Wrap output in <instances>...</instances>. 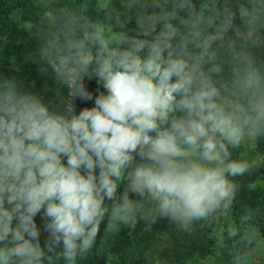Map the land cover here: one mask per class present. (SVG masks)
Returning a JSON list of instances; mask_svg holds the SVG:
<instances>
[{
	"label": "clouds",
	"instance_id": "clouds-1",
	"mask_svg": "<svg viewBox=\"0 0 264 264\" xmlns=\"http://www.w3.org/2000/svg\"><path fill=\"white\" fill-rule=\"evenodd\" d=\"M46 8L28 31L68 92L45 101L0 74V264H78L106 215V232L166 219L191 233L233 213L264 167L234 157L264 139V0ZM262 214L244 206L226 227L229 264H264Z\"/></svg>",
	"mask_w": 264,
	"mask_h": 264
},
{
	"label": "trees",
	"instance_id": "trees-1",
	"mask_svg": "<svg viewBox=\"0 0 264 264\" xmlns=\"http://www.w3.org/2000/svg\"><path fill=\"white\" fill-rule=\"evenodd\" d=\"M44 0H0V74L11 79L15 78L26 90L44 97L45 101L56 99L57 90L60 95L67 94L68 89L56 83L50 70L41 72L44 67L39 61L37 49L39 44L34 36L20 24L17 16L21 14L24 20L33 17V22L41 23L47 8ZM72 4L74 0H63ZM95 0H93V3ZM130 27H135L133 21ZM89 91L96 92L97 83L93 79L85 80ZM103 90V89H101ZM256 151L264 161V139L256 143ZM244 181V188L237 198L233 213V222L238 219L244 206H254L264 209V167ZM126 183V182H124ZM124 183L119 191L122 192ZM251 185V187H249ZM110 203V202H109ZM160 220L152 232H143V223L137 222L135 228L128 232L124 225H117L115 230H108L109 217L106 215L99 230L95 244L84 259H78V264H105L113 259L118 264H145L144 253L159 238L161 233L171 232V225ZM258 227L264 234V214L258 219ZM168 230V231H167ZM173 259L177 264H187L196 259H205L213 253L211 248L190 235L182 238L174 237ZM227 256V255H226ZM227 259L230 258L227 256Z\"/></svg>",
	"mask_w": 264,
	"mask_h": 264
},
{
	"label": "rangeland",
	"instance_id": "rangeland-1",
	"mask_svg": "<svg viewBox=\"0 0 264 264\" xmlns=\"http://www.w3.org/2000/svg\"><path fill=\"white\" fill-rule=\"evenodd\" d=\"M49 3V0H44L43 4L46 5ZM18 21H20V24H22L23 27H26V29H30L33 23V17L30 15L28 16V21L24 20V18L21 16H17ZM51 74H53L51 68H49ZM54 75V74H53ZM67 94L61 95V97H66ZM59 103V100H57V104ZM92 102H81L79 100L76 101V111L77 113L83 108V107H92ZM55 107V105H54ZM235 158H248V159H255L261 161L262 158L256 151V143H247L244 146H242L241 149L237 150L234 153ZM254 174L251 176H245L242 178L243 182L247 179H250ZM123 184V183H122ZM36 222L38 227L41 228V243L43 245L44 240L47 237V233L43 232L42 225L43 221L41 220V217L38 215L36 217ZM167 224H170L168 220H165ZM233 223V220L231 216L222 217L220 218L216 223H214L210 227L200 228L199 225L195 227V229L191 233H186L183 231H179L175 225H171V232H164L161 233L159 238L150 246V248L144 253V261L145 264H177L175 260L173 259V246L175 245L174 237L176 238H182L184 236H192L194 238H198L207 248L212 247V243H214L213 246V253L206 257L205 259H196L192 262H189L187 264H229V260L227 259L226 253L224 252V249L227 247L228 242L223 239V234L226 230V227ZM136 223H134L131 226L125 227V229L128 232H131L135 228ZM168 231V230H167ZM207 248V249H208ZM105 264H118L113 259H109L106 261Z\"/></svg>",
	"mask_w": 264,
	"mask_h": 264
}]
</instances>
